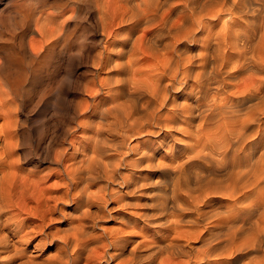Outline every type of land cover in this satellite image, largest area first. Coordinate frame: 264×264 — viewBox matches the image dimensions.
<instances>
[{
  "label": "bare ground",
  "instance_id": "bare-ground-1",
  "mask_svg": "<svg viewBox=\"0 0 264 264\" xmlns=\"http://www.w3.org/2000/svg\"><path fill=\"white\" fill-rule=\"evenodd\" d=\"M176 1L95 0L108 37L97 63L113 76L88 89L81 114L90 115L55 150L58 169L37 174L22 166L17 106L10 91H0V264L24 256V246L37 239L35 245L47 244L46 220L63 200L86 207L83 217L91 218V204L113 195L105 186L116 184L120 168L133 173L141 163L154 168L143 180L157 190L151 202L134 204L152 213L132 207L122 218L150 225L151 238L130 240L113 230L98 259L264 264V0ZM51 19L45 18L47 38L60 30ZM6 63L1 72L15 89ZM244 74L251 80L240 86ZM155 170L169 180L147 181ZM51 176L58 181L48 184ZM99 179L107 183L97 186ZM125 201L117 198L116 207L127 208ZM80 223L61 251L70 259L60 253L58 264L90 253L97 236L85 238Z\"/></svg>",
  "mask_w": 264,
  "mask_h": 264
},
{
  "label": "rangeland",
  "instance_id": "rangeland-1",
  "mask_svg": "<svg viewBox=\"0 0 264 264\" xmlns=\"http://www.w3.org/2000/svg\"><path fill=\"white\" fill-rule=\"evenodd\" d=\"M93 1L0 0V87L2 89L0 91H10V97L14 99L17 106L16 113L22 125L20 131L21 150L19 149L22 154L21 162L23 163L21 164L27 170H35L37 174H45L58 169L59 166L53 162L55 150L67 145L72 130L80 119L89 117L90 114L82 115L81 113L84 110L83 104L90 103L91 89L100 88L101 78L113 76L108 69L98 67L97 56L107 46L108 37L105 36L106 34L97 22V12L96 9H93L96 7V4L94 6L93 3L96 2ZM173 3V6H177L179 1L173 0ZM47 16L52 18L51 23H54V27L58 26L60 29L53 38H47L43 33V31L46 32L44 29H46L45 18ZM220 27H222L221 23L215 26L214 30L216 31ZM5 63L8 69L10 68V73H7L9 81H18L19 86L17 85L15 89L6 82L1 72ZM13 72L16 74H12ZM241 77L240 86L248 84L251 80L247 74ZM89 88L91 91L88 90ZM99 99L101 96L97 98V100ZM75 133L80 139L85 136L81 130ZM169 135L173 138L178 136L177 132H171ZM195 141L188 138L190 145H193ZM150 169L154 168L149 166L147 168L145 163H141V166L137 167L136 172L133 173L129 169L121 167L119 176L117 174L116 184L110 181L109 185V183L106 184V179H101V181L99 179L96 185L104 186L105 183L107 192L115 194V198L110 195L106 204H91L89 211L91 218L90 216L89 218L87 216L86 219L83 217V210L86 207L79 206L74 200H63V203H60L53 215L50 216L51 219L46 220V232L51 234L47 244L44 247L37 246L35 245L38 243L37 239L24 246L26 248L25 258L23 255L19 257L17 255L12 260L2 261L1 264H21L26 261H33V264H58L60 256L64 258L60 257V259L68 261L70 258L67 254L69 253L62 254L61 252L65 247L64 241L77 232L74 226L77 227L80 222V224H84V227L81 229L78 227V231L85 228V232L88 231L85 238L97 236L93 237L97 239L89 246L90 253L84 254L74 264L120 263L125 256L108 262L98 258L102 255L104 245L108 244L109 233L113 230L121 228L130 240H134L135 237L142 240L151 238L150 225L143 222L127 223L122 218L123 212L136 207L135 202L138 204L149 203L151 197L156 194L157 189L152 192L150 185L143 180ZM134 173L137 176L140 175L137 177ZM48 178V184L58 181L53 176ZM152 178L147 181L169 180L157 170ZM127 182H136L142 186L132 189V187H127ZM61 193L62 190L60 193L58 192V194ZM124 196L126 201L122 204L129 202L126 205L127 208L122 206L117 208L115 200L124 198ZM135 210L148 215L152 213V209L143 212L136 207ZM96 242L98 243L96 244ZM104 242L105 244L101 245ZM72 249L70 244L68 252H71ZM60 253L62 255L58 256Z\"/></svg>",
  "mask_w": 264,
  "mask_h": 264
}]
</instances>
